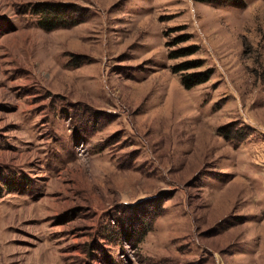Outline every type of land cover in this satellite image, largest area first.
I'll use <instances>...</instances> for the list:
<instances>
[{"label": "rangeland", "instance_id": "1", "mask_svg": "<svg viewBox=\"0 0 264 264\" xmlns=\"http://www.w3.org/2000/svg\"><path fill=\"white\" fill-rule=\"evenodd\" d=\"M0 264H264V0H0Z\"/></svg>", "mask_w": 264, "mask_h": 264}, {"label": "trees", "instance_id": "2", "mask_svg": "<svg viewBox=\"0 0 264 264\" xmlns=\"http://www.w3.org/2000/svg\"><path fill=\"white\" fill-rule=\"evenodd\" d=\"M30 13L37 17V25L45 30H51L58 27H69L83 21L85 15L82 10L78 9L72 3L63 2H37L30 8ZM194 47H189L185 50L173 51L169 54L170 58L185 56L194 53ZM202 61L193 60L186 61L175 67L176 71L187 70L190 68L200 67ZM212 74L211 68H206L202 71L187 73L182 77V83L186 88L206 82ZM221 129H225L221 128ZM147 229L143 230L141 236L145 234ZM140 241V236L135 239V242Z\"/></svg>", "mask_w": 264, "mask_h": 264}]
</instances>
